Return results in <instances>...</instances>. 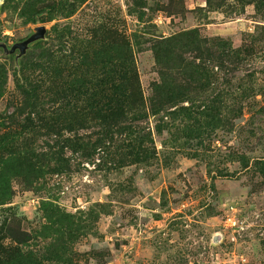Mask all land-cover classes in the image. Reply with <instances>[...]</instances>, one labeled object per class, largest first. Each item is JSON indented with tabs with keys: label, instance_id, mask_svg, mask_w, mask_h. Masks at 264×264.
<instances>
[{
	"label": "rangeland",
	"instance_id": "obj_1",
	"mask_svg": "<svg viewBox=\"0 0 264 264\" xmlns=\"http://www.w3.org/2000/svg\"><path fill=\"white\" fill-rule=\"evenodd\" d=\"M246 1L0 0V42L47 31L19 67L0 50L5 253L20 249L42 264H264V0ZM50 6L35 24V11ZM184 34L185 47L172 41V59L157 63L153 47ZM127 54L139 104L95 148L93 122L69 132L59 118L65 101L50 91L53 68L56 80L69 79L85 72L81 58L105 61L90 74L103 97L109 75L120 83ZM158 86L182 96L152 115ZM21 149L51 155L40 174L8 161ZM61 159L63 171L50 173Z\"/></svg>",
	"mask_w": 264,
	"mask_h": 264
},
{
	"label": "trees",
	"instance_id": "obj_2",
	"mask_svg": "<svg viewBox=\"0 0 264 264\" xmlns=\"http://www.w3.org/2000/svg\"><path fill=\"white\" fill-rule=\"evenodd\" d=\"M251 2H253V0H247L246 5L251 4ZM254 2L256 3V6H258L261 3V0H254ZM206 3L211 7L213 5V0H206ZM214 6L216 8H221L220 4ZM52 10V6L36 10L33 15L34 23H45L44 15L49 14L50 12H52ZM185 37L186 35L184 34L174 38L166 39L157 47H153V54L156 62L168 63L172 59V53L174 52V48H171L170 43L172 41L179 40V42L182 41L181 43L184 44L183 46L185 47ZM162 45H164L165 49H162ZM103 63H105V61L96 63L93 60L85 63L83 58H81V61L79 62V72H81L82 70L80 69H83L84 67L86 68L85 72H83V74H80L81 76L77 75L78 71L73 72L70 74L69 79H64L62 77V79L56 80L60 77V68H53L54 71L50 87V91H54V95L57 96L59 100L65 101L64 105L61 107L62 111L59 114V118L67 122V125H65L67 131L71 132L76 128H80L82 124L89 121L93 122L92 124L99 129V131L101 132L99 133L100 140H98V144L94 146L95 148L97 146H101V144L104 142L103 137H108L111 132L116 131L118 128H121L123 124H126L128 122V118L125 117L126 112H133L137 108L140 99L138 81L133 69L132 58L128 54L125 56L123 63L119 66L120 70L118 72V79L120 83L118 85H116L114 82V85L112 84L109 73V84L106 77L102 78V80L104 79L105 81L101 82H107L110 88L108 92L105 93L106 95L102 97V92H99V90L95 89V87L99 84L98 79L100 80V76L97 77V81H94V83L93 81H91L90 74L94 75L92 71L98 67L97 64L102 65ZM57 64L59 65V63ZM120 71L122 72L120 73ZM87 73L90 79L91 92H84L82 90L84 86L82 87L81 83L82 80H85L86 83L85 75ZM174 90L175 89H169L167 92L165 86L164 88H159V86L157 87V89L155 90V94L158 95L159 101H156L154 98L150 100V110L152 112V115L158 114L160 111L164 110V107L166 106H172L173 104H175L177 98L182 96V90H180V92L178 93L179 95L172 94V91ZM79 97H82L84 99L82 105H80L81 100L78 99ZM97 97H99V99H97ZM207 114L211 115L206 116L208 119L210 118V121H212L214 115L209 112ZM30 116H28L27 118V121H29L28 124H31ZM133 120L136 121L137 119L134 118ZM55 123L57 122L54 121L52 125L55 126ZM25 128H27V124H25ZM128 149L132 150L133 148H130L128 146ZM137 149L139 150L137 154L143 151L141 145H138L136 150ZM83 151L84 152H82V154L85 158H89L92 156V152H88L84 149ZM7 153L8 161L15 160L20 162L21 164H27L35 168L37 167L38 170L35 169V174H40V170L42 169L39 170V168H42L41 165L43 164V162L51 158V155L47 153L36 154L32 149H21L19 151H9ZM11 158L13 160H11ZM64 165L65 163L62 159L56 160V163L54 165L55 167L50 173L62 172L66 167V165ZM6 233L8 234L9 231H6ZM17 238L20 243H25L26 240H28L29 235L21 234L20 237ZM1 250L3 252H1ZM30 260H32L30 253L23 254L21 253V250L18 249V251L12 255L11 252L5 253L4 249L0 247V264H42L40 261L33 262Z\"/></svg>",
	"mask_w": 264,
	"mask_h": 264
},
{
	"label": "water",
	"instance_id": "obj_3",
	"mask_svg": "<svg viewBox=\"0 0 264 264\" xmlns=\"http://www.w3.org/2000/svg\"><path fill=\"white\" fill-rule=\"evenodd\" d=\"M46 27L38 26L33 30V33L21 42L15 43L8 47L6 43L0 42V50L5 56L15 55V67H19L20 60L27 54L31 46L45 40Z\"/></svg>",
	"mask_w": 264,
	"mask_h": 264
},
{
	"label": "built area",
	"instance_id": "obj_4",
	"mask_svg": "<svg viewBox=\"0 0 264 264\" xmlns=\"http://www.w3.org/2000/svg\"><path fill=\"white\" fill-rule=\"evenodd\" d=\"M230 224H231V225H235V222H234V221H231V220H229V225H230ZM231 225H230V226H231Z\"/></svg>",
	"mask_w": 264,
	"mask_h": 264
}]
</instances>
